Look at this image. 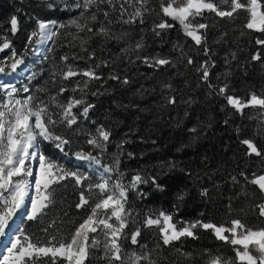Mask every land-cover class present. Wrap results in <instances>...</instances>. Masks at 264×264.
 <instances>
[{
	"label": "trees",
	"instance_id": "obj_1",
	"mask_svg": "<svg viewBox=\"0 0 264 264\" xmlns=\"http://www.w3.org/2000/svg\"><path fill=\"white\" fill-rule=\"evenodd\" d=\"M102 7L107 9V5ZM147 7L151 11L145 12L143 24L118 23L115 22L118 12L110 14L109 18L114 21L109 25L112 32L129 34L123 41L94 34L98 23L93 26V33L79 32L74 26L60 29V35L34 67L32 79L26 85L28 94L48 100L57 94L61 85L71 89L77 81L83 84L86 78L82 76L69 81L61 79L59 73L65 67L61 57L65 55L69 56L68 63L74 68H92L97 72L101 79L90 81L84 93L67 91L58 99L66 102L73 96L83 97L94 105L88 117L79 123L82 130L93 134L101 125L111 131L101 161L112 164L115 155H119L125 182L136 174L148 180L139 186L145 196L137 197L134 192H129L130 205L140 213L135 217L138 223L149 212L165 210L176 211L174 220H194L203 213L205 222L209 218L217 223L240 218L252 228L264 227V217L255 207L264 201V196L256 186L246 185L240 175L243 172L251 177L253 172L260 174L264 170V157L247 155V146L241 143L244 139H252L264 152V110L249 107L243 113L237 112L218 93L219 87L227 84L228 94L242 98H248L252 93L264 96V46L256 43L258 38L264 39V33L244 27L247 14L243 11L232 19L205 13L203 19L197 18L194 23L209 25L206 56L205 45H195L178 23L156 35L153 27L163 18L159 0H148ZM80 11L74 6V0H0V36L10 39L16 52L23 53L26 60L32 47L28 37L36 30L38 20L67 24L78 17ZM131 11L133 9L129 8ZM98 15L99 20L107 24L103 15ZM12 16L19 21L15 35L10 31ZM169 23L173 21L169 19ZM141 39L143 48L130 49L127 54L121 52L122 48L129 44L134 46ZM257 51L261 59L252 60ZM10 52L0 53V64L12 62L7 59ZM93 52L95 56L90 58ZM188 56L192 57L193 65L187 64ZM143 57L168 58L172 63L154 68L143 63ZM205 60L210 61L207 82L197 71ZM102 61L108 63L105 65ZM113 74L120 79H111ZM124 78L128 79V84L122 83ZM165 84H171V89L164 88ZM169 96L176 97L175 104L167 102ZM0 98H3L2 89ZM71 138L72 144L66 145L63 152L48 141H41V151L64 168L87 173L95 181V171L78 162L73 154L91 151L97 155V151L85 143L83 134ZM233 176L239 183L232 181ZM152 177L156 178L159 188L151 182ZM63 185L56 190L55 205L41 219L42 226L56 221L49 231L58 237L70 232L86 214L85 209L75 207L79 189L74 181L70 178ZM204 189H207V195H202ZM184 192L187 195L178 201L177 194ZM37 229V222L27 216L21 219L16 233L32 234ZM141 232L140 244L154 248L157 229L142 227ZM197 234L198 239L185 238L160 250L158 264H173L174 261L176 264H204L202 254L206 249L234 258L232 247L217 240L210 231L198 230ZM124 248L138 250V246L131 245L130 241L124 242ZM176 248L193 253V259L179 257ZM100 255L94 253L86 264H104L98 258ZM40 264H52V261L42 258ZM233 264H236L234 259Z\"/></svg>",
	"mask_w": 264,
	"mask_h": 264
},
{
	"label": "snow or ice",
	"instance_id": "obj_2",
	"mask_svg": "<svg viewBox=\"0 0 264 264\" xmlns=\"http://www.w3.org/2000/svg\"><path fill=\"white\" fill-rule=\"evenodd\" d=\"M147 4L148 0H74V6L81 10L78 17L71 19L67 24L38 20L36 30L28 37V43L45 44L58 37L60 29L73 26L79 32L93 33V26L97 23L99 26L96 27L94 34L123 41L129 34L112 32L109 25L114 21L109 18L110 14L118 12V20L115 21L118 23L143 24L145 12L151 11ZM102 5H107V9ZM159 6L163 18L153 27L156 35L162 30L175 27L178 23L183 33L191 38L195 45H205L206 56L209 52L206 36L209 25L194 23L197 18L203 19L205 13L232 19L243 11L247 14L244 27L264 33V0H159ZM129 8L133 11L129 12ZM98 14L103 15L107 24L99 20ZM169 19L173 23H169ZM18 30L19 21L16 16H12L10 31L15 35ZM256 43L264 46V39L258 38ZM143 47L141 39L134 46L129 44L122 48L121 52L127 54L130 49L137 51ZM5 50H11L7 59L12 62L6 66L0 64V73L5 72L6 67L15 71L24 64V54H18L12 41L6 36H0V53ZM94 56V52L90 54V58ZM137 58L141 59L139 56ZM69 59L67 55L61 57L65 64L59 73L61 79L69 81L78 76L86 79L82 85L77 81L75 88L71 89L61 85L57 89V94L50 96L48 100L32 95L21 98L20 90L15 85L0 84V89L5 91V96L0 98V236L6 234V229L10 228V222L17 211L25 206H29L28 219L38 224L35 233L28 234L22 231L15 237L7 249V254L0 260V264H40L42 258H49L52 264H57V261L60 264H86L94 253L101 254L98 258L103 260L104 264H158L160 250L171 247L175 242L185 238L198 239V230L210 231L217 240L230 245L234 252L233 258L214 254L206 249L202 254L204 264H233V259L236 264H264V227L252 228L240 218L232 219L227 223L213 222L209 218L205 222L204 214L201 213L200 217L194 220H174L176 211L159 210L149 212L141 222H137L135 217L140 213L130 205L129 192H134L137 197L145 196L146 193L142 192L139 186L148 183V180L136 174L125 182V174L120 171L119 155H115L112 164H102L100 157L107 150L111 131L101 125L93 134L82 130L79 123L81 119L88 117L94 105L83 97L73 96L66 102L58 99L67 91L84 93L90 81L101 79L92 68L83 70L74 68L68 63ZM251 59L260 60V52L257 51ZM142 60L143 63L154 68L172 63L170 59L161 57H143ZM102 63L106 65L108 62L102 61ZM193 63L192 57L188 56L187 64L193 65ZM209 64L210 61L205 60L197 68L201 73V79L206 82L210 76ZM99 66L96 65L97 68ZM110 78L120 79L115 74ZM122 83L128 84L129 81L124 78ZM163 87L171 89L172 86L165 84ZM23 92L27 93L29 89L24 87ZM228 92L227 84L218 89V93L224 96L227 104L237 112L243 113L244 109L249 107H259L264 110V96L252 93L248 98H242ZM167 102L175 104L176 97L169 96ZM81 134L86 137L85 143L97 151V155H93L91 151H78L75 155L81 160L88 161L90 168L93 165L99 166L95 172L97 176L95 181L87 173L64 168L40 151L41 141H48L63 152L66 145L72 144L71 137ZM241 143L247 146V155L264 157V152L252 139H244ZM33 162L38 163V171L35 175ZM240 175L246 185L256 186L264 196V170L260 174L253 172L251 177L243 172ZM33 177L34 179H30ZM70 178L79 189L75 207L85 209L86 214L70 232L58 237L50 234L49 231L56 221L52 220L47 226H42L41 219L47 215L50 207L55 205L57 188L64 186L63 182ZM231 179L234 183H239L235 176ZM151 182L160 187L155 177L151 178ZM30 193L34 194L30 195ZM186 195V192L177 194V200L182 201ZM202 195H207V189L202 191ZM255 207L259 215L264 217V201L256 204ZM142 227L157 229L158 239L154 248L149 249L146 243L140 244ZM126 241L138 246V250L137 248L126 250L124 248ZM175 252L185 260L193 259V253L185 252L183 248H176ZM173 264H176V261Z\"/></svg>",
	"mask_w": 264,
	"mask_h": 264
},
{
	"label": "rangeland",
	"instance_id": "obj_3",
	"mask_svg": "<svg viewBox=\"0 0 264 264\" xmlns=\"http://www.w3.org/2000/svg\"><path fill=\"white\" fill-rule=\"evenodd\" d=\"M52 41H51V43H52ZM51 43H50L49 47L51 46ZM31 44H32L31 53L29 54V57L25 60L24 64L20 65L15 71H13L10 68L6 67V71L0 73V84L6 83V84L15 85V87L20 90L19 91V96L21 98L30 95V94H28V92L27 93L23 92V88L26 87L27 82L32 79V76H33V73H34L33 70H34L35 65L38 63V61H40L42 59L43 56H45V54L49 50V48H48L46 52H45V50L43 52H38L37 48H38L39 44H35L34 42L31 43ZM36 56H37L38 60L36 59ZM3 65L6 66L8 64H3ZM2 94H3V97H4L5 96V91L3 89H2ZM40 151H41V148H40ZM73 157L78 162L84 164L86 167H88L89 169H91V170H93L95 172H96L97 167H99V166L93 165L90 168L88 161L81 160L75 154H73ZM34 163L35 162H33V167H34ZM102 164H105V163L102 162ZM36 171H38V165H37V170ZM34 175H35V173H34ZM30 179H34V177L30 178ZM33 194L34 193H31V195H33ZM26 207H27L26 211L25 210L23 211V209L25 207H22L21 209H19L17 211L16 215L13 217L12 221L10 222V228L14 224H17V223L20 224L19 221H21L22 218H25V217L28 216L29 206H26ZM18 227H19V225H18ZM10 228L6 229V234L4 236H0V251H1L2 244L5 242V240L8 239V232H9ZM16 236H19V234L18 233H14L13 237L9 241V244L3 250V254L0 257V260H2L3 256L7 254V249L11 246V243L14 241Z\"/></svg>",
	"mask_w": 264,
	"mask_h": 264
},
{
	"label": "water",
	"instance_id": "obj_4",
	"mask_svg": "<svg viewBox=\"0 0 264 264\" xmlns=\"http://www.w3.org/2000/svg\"><path fill=\"white\" fill-rule=\"evenodd\" d=\"M51 41H52V40H51ZM51 41H50V43H51ZM37 165H38V163L35 162V163H34V167H33V169H34V173H35L36 170H37ZM26 209H27V207L25 206V208L23 209V211H24V210L26 211ZM26 213H27V212H26ZM19 222H20V221H19ZM18 225H19V223L14 224V225L10 228V230H9V232H8V239L5 240V242L2 244L1 251H0V257H1L2 254H3V250H4V249L7 247V245L9 244V241H10L11 238L13 237L14 233H16V230H17V228H18Z\"/></svg>",
	"mask_w": 264,
	"mask_h": 264
},
{
	"label": "bare ground",
	"instance_id": "obj_5",
	"mask_svg": "<svg viewBox=\"0 0 264 264\" xmlns=\"http://www.w3.org/2000/svg\"><path fill=\"white\" fill-rule=\"evenodd\" d=\"M49 45H50V41H47L45 44L39 45L38 48H37L38 52H43L44 50H45V52H46V50L49 48ZM45 52H44V53H45ZM44 53H43V54H44ZM43 54H42V55H43ZM36 59L38 60L37 56H36ZM32 62H33V61H32ZM30 195H31V193H30Z\"/></svg>",
	"mask_w": 264,
	"mask_h": 264
}]
</instances>
